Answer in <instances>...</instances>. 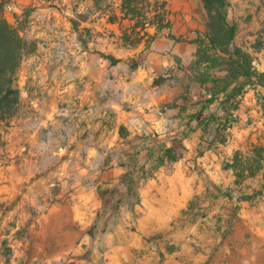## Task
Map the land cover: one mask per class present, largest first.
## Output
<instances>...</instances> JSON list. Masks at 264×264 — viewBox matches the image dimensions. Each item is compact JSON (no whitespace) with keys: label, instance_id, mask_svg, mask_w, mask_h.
<instances>
[{"label":"rangeland","instance_id":"1","mask_svg":"<svg viewBox=\"0 0 264 264\" xmlns=\"http://www.w3.org/2000/svg\"><path fill=\"white\" fill-rule=\"evenodd\" d=\"M122 1L5 4L33 46L18 72V111L0 120V170L14 161L64 203L93 207L94 217L58 259L26 260L19 251H35L34 241L17 253L15 241H2L1 264H264V142L219 149L218 111L191 101L198 83L222 87L219 58L196 33L192 52L187 36L151 41ZM228 2L235 44L264 71V0ZM167 8L175 26L193 15L197 33L208 30L202 0H167ZM191 125L201 131L184 179L173 176V161ZM211 147L217 158L204 155Z\"/></svg>","mask_w":264,"mask_h":264},{"label":"crops","instance_id":"2","mask_svg":"<svg viewBox=\"0 0 264 264\" xmlns=\"http://www.w3.org/2000/svg\"><path fill=\"white\" fill-rule=\"evenodd\" d=\"M126 17L131 21L132 27H135L137 19L127 15ZM174 21L175 19H170V31L176 39H168L164 36L154 38L156 28L153 26H147L142 30H145V32L147 30L145 35L149 36L151 41L165 38L182 43L180 42V35L181 37L187 36V41L184 42L183 46L185 47L188 42V48L191 52L197 43V40L193 39L195 37H192L193 33L198 34L199 38H203L204 43L208 42V30L205 29L204 32L198 31L197 33L195 29L197 21L193 15H183L181 17L182 24L178 26H175ZM202 22L203 28H207V13H205ZM135 28L139 29L141 27L137 26ZM164 31L167 32L168 30ZM182 49L184 48L179 45L176 52L183 57L190 55ZM220 72L222 74L220 76L221 88L217 90L209 81H203L193 86L191 92V101L198 103V105L201 100L206 101L207 109L218 111L216 123H220V129L226 136L222 142L216 141L214 145L230 153L237 149L247 150L250 145L263 143L264 110L260 95L264 94V86L257 85L237 92L242 78L229 81L225 85L223 79L226 71L220 68ZM177 87L179 89L180 86L177 85ZM181 90L182 95V87ZM179 94V92H175V96ZM182 98L181 96L177 99V104L181 107L186 105L181 101ZM232 103L236 104L233 109L230 108ZM196 108L198 109V107ZM184 117L185 113L181 116V119H175L178 129L183 128L180 121ZM191 126L193 128L192 132H189V135L183 140L185 150L177 160L173 161V165L177 166L173 170V176L180 175L184 179H189V177L184 176L188 166L187 159L193 154L197 144V136L201 131V126ZM217 149L211 147L204 152V155L208 157L209 153L217 158ZM44 182L45 180L41 177L34 179L32 174L20 173L14 161H10L3 170H0V245L2 241H15L13 246L17 247L15 250L17 253L18 249L22 245L24 246L23 241H34L35 251L27 253L26 247H24L19 253L27 256L25 257L26 260L28 258L32 260L35 256H42L50 262L64 254V241H69L67 244L69 250L76 248V242L79 241L82 233L93 220L94 209L92 207L90 210L88 205V210L84 211L82 208L84 204L78 206L75 200L74 202L64 203L59 194L53 195L50 193ZM154 188L156 189V186H153ZM162 190L164 191V189H160V191ZM48 241H54V247L50 250L45 249L47 245H50ZM2 260L0 254V264Z\"/></svg>","mask_w":264,"mask_h":264},{"label":"trees","instance_id":"3","mask_svg":"<svg viewBox=\"0 0 264 264\" xmlns=\"http://www.w3.org/2000/svg\"><path fill=\"white\" fill-rule=\"evenodd\" d=\"M7 1L0 0V120L12 118L18 111V72L25 54L33 46L32 42L23 36L22 28L5 17L4 7ZM202 2L207 13L208 44L219 58L220 68L226 71L224 84L242 78L237 92L257 85L264 86V72L255 69L251 56L234 42V26L227 17L228 0ZM122 12L137 19L135 27H155L154 38L164 36L176 39L170 31L167 0H123ZM164 29L168 31L165 32ZM260 99L264 110V94L260 95Z\"/></svg>","mask_w":264,"mask_h":264}]
</instances>
